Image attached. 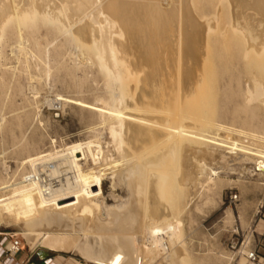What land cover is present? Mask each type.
Returning <instances> with one entry per match:
<instances>
[{
	"label": "bare ground",
	"instance_id": "6f19581e",
	"mask_svg": "<svg viewBox=\"0 0 264 264\" xmlns=\"http://www.w3.org/2000/svg\"><path fill=\"white\" fill-rule=\"evenodd\" d=\"M197 1L0 0V68L1 47L15 41L16 48L12 46L19 52L22 71L30 70L32 57L46 66V77H50L49 48L56 44L53 61L58 70L79 81V90L91 78L94 86L103 83L104 90L97 92L92 103L81 99L80 105L89 108L93 131L105 129L111 138L107 143L97 134L94 140L66 144L60 150L55 147L49 153L27 154L20 166L23 171H28V166L30 172L20 181L12 182L0 173V220L10 219L32 247L73 252L88 264H157L169 248L171 256L183 254L180 216L189 206L186 196L193 188H217L213 177L221 173L209 166L216 158L230 171L235 170L232 161L253 163L256 176L264 180V120H250V127H261L259 133L216 122L212 127L205 115L194 120L190 116L194 112L190 107L194 106L195 116L206 106V100L195 98L202 87L205 90L216 73H225L209 51L210 38L229 33L241 39L238 65L243 76L226 78L214 95L220 93L227 99L232 93L228 87L236 81L245 107L260 105L264 111V0H200L201 17ZM164 4L169 5L167 9ZM222 16L227 17L223 30ZM70 49L75 66L67 69L63 59ZM16 80L15 74H0V98ZM203 97L209 101L208 95ZM191 99V103H199L190 106ZM214 130L229 136L221 137ZM163 142L164 151L151 155ZM210 144L228 151L225 155L215 152ZM39 163L54 165L49 173L53 178L62 177L58 187L27 182V175L35 173ZM171 163L177 165L176 170ZM172 167V173L164 172ZM162 170L165 176H158ZM203 176L207 177L205 184ZM109 178L112 190L119 188L128 197L109 195L113 206L108 205L104 193ZM117 217L122 225L116 235L102 241L104 233L98 224L110 228ZM249 242L250 238L243 251Z\"/></svg>",
	"mask_w": 264,
	"mask_h": 264
},
{
	"label": "rangeland",
	"instance_id": "374dc122",
	"mask_svg": "<svg viewBox=\"0 0 264 264\" xmlns=\"http://www.w3.org/2000/svg\"><path fill=\"white\" fill-rule=\"evenodd\" d=\"M197 2L198 4L196 11L198 13V17H201L203 13L202 4L200 0ZM215 3L218 2L216 1ZM168 6V4H164L162 7L163 9H167ZM226 23L227 17L222 16L220 22L221 30L226 27ZM210 39L212 41V45L209 46V51L211 49L210 53L217 61L220 62V68H222V71L225 73L223 75L221 72L216 73L213 79L208 80L207 86H204L205 90H203L202 87V95H197L195 98L201 99L199 102L206 100V106L201 109V111L198 109V114H195V116L192 115L195 113V110H191V108L194 106L190 107V112L192 113L194 111L192 114L190 113V116H192L193 119L194 117L199 118L205 115V119L212 123V127L216 122L233 129L236 128V130L250 132L253 128V131L262 133L263 130L261 127H250V120L259 119L261 122H263L264 111L260 109V105H252L249 108L245 107V100H243L244 97L241 98L242 96L241 93L238 92L239 86L236 81L229 85L231 87H228V89L229 91L231 90L232 93L229 94L230 97H227V99L220 93H218L219 96L217 97L214 95L222 87V82L226 78L237 80L240 75L243 76V70L242 68H239L238 65L241 61V59L238 57L240 49L239 42H241V39L234 37L232 33H229L226 37L220 38L219 36H214ZM13 42L14 45L11 41L5 44V47H1L4 53L1 58V64L3 67L0 68V74L5 72L8 76L15 74L17 77V80L11 85L12 88L6 89L5 93L2 95V98H0L1 175L6 179H12V182L20 179L23 174L28 173V171L30 172L28 166L26 167V170L28 171L22 170V167L20 166L21 160L25 158L27 154H31L36 151L49 153L52 149H55V147L60 150V147L66 144L70 145L71 143H81L94 140L95 138L93 137L97 134H99L97 135L99 137L101 134L104 140H107V143H110L111 138L108 136V132L105 131V129L93 131L95 125L92 120L90 110L89 108H84L80 105L81 99L92 103L97 92L104 90V86H102L103 83L94 86L95 83L91 78L88 83L83 85V90H79L77 87L79 81L71 76L69 72L66 71V73L63 71L62 73V70H58V64L53 61V52L56 44L49 48L51 53L49 67L51 68L53 66L51 68L52 76L46 77V66L41 64L39 65L37 62L35 63L37 60L34 59L35 61H33L32 57H30V70L28 72H23V66L21 64L19 65L18 62L19 52L17 49H14V47L16 48V43L15 41ZM70 50L71 51H69V54H67L68 56L66 55V57L63 59V61L66 60V62H63V65L66 64L65 67L67 66V69L73 65L75 66L74 59L71 57L73 54V49ZM5 54L8 57H6ZM6 61L10 64H8ZM15 61H17V64ZM35 64L38 65L35 66ZM223 65L226 67L223 68ZM19 67H21V69ZM77 75L78 77L83 76L81 72H79ZM68 77L69 79L71 77V80L67 79ZM176 79H180L179 75L176 77ZM244 80L245 79L243 77L242 81ZM89 84L90 86H88ZM18 86L19 91L17 92L15 89ZM203 95H208L209 101L208 98L205 99L206 97H203ZM192 100L193 99L189 100L190 106L193 104L191 103ZM199 102L198 100L195 101V103ZM176 110H178V112L183 111L179 108ZM213 133L221 134V137L229 136L225 133H223V135L216 130H214ZM22 139L24 141L26 139V142H24ZM53 141L56 142V144H53ZM24 143L29 144L30 147L29 145L26 146ZM24 145L26 148L23 149L22 146ZM31 147L32 150H30ZM20 148L22 149V152H20ZM165 148L166 143H160L156 146V148H154L152 151L153 153L151 152V155H157L164 151ZM209 148L224 155L228 151V148H219L217 146H212L211 144ZM214 148H216V150ZM157 149L159 150L157 151ZM239 151L240 157H243L245 155L244 152L241 150ZM79 157L82 158L81 155H79ZM218 158H216L217 160L211 162L209 165L211 168H213V170L221 173L218 177H213L217 180V188L211 191L204 190L201 187H197L195 189L193 188L189 190L186 196V203H188L189 206L183 215L180 216V219L183 223L181 228V247L183 254L180 256L178 255V257L171 256L170 253L172 251L169 248V250L166 252L167 254L161 256L157 261V264H250L246 258V254L252 249H257L261 259L260 261L264 260V186L260 184L259 179L261 178L256 176L255 165L253 163H240L241 159L232 161L231 165H233L235 170L230 171L225 169L224 163L220 158ZM172 165L176 170L177 165ZM163 171L164 170H162V172H157L156 174L159 176V174L164 172L169 173L171 171L172 173L174 168H167L164 172ZM165 173L161 174L160 176H165ZM205 176H203L201 179L204 184L207 178ZM261 181L264 180L261 179ZM172 182L173 181L171 180L170 185H173ZM111 183L112 181L110 178L105 181L104 193L107 198L108 205L113 206L115 205L114 200L109 195L114 193L115 196L126 199L127 193L123 190H120L119 188H117L115 192L112 190ZM169 192H167L168 197ZM234 196L238 197L237 201L231 200V197ZM167 204L169 205V203ZM118 217L114 220L113 225H111L112 227L110 228L108 225L105 226L100 223L98 224L101 234L104 233L102 235V241L112 238L114 235L111 234H115L119 230L122 222H119L121 219L118 220ZM3 222L0 220V225L1 223L3 224L0 226V243L4 239H7V242H5V244H7L5 248L7 249L10 245L8 243H11L12 241V239L10 240V237H16L22 243L21 248L23 251L29 250L30 248L27 243V239L17 233V229L10 223V219H4ZM113 227L117 228L114 229ZM107 228L108 231H110L109 233L106 230ZM113 230L115 231L114 233ZM108 234H110V236H108ZM246 238H250V242L247 244V246H249H246L245 251H243L242 244L246 243ZM164 239L166 240L165 236ZM231 242L239 243L236 251L231 250L228 247L229 243ZM103 245L105 246V244ZM238 251L243 252L241 253ZM67 255L72 256L70 254ZM17 256H14V258ZM84 263L88 264L86 261H84ZM259 264H264V262Z\"/></svg>",
	"mask_w": 264,
	"mask_h": 264
},
{
	"label": "built area",
	"instance_id": "2783aa9c",
	"mask_svg": "<svg viewBox=\"0 0 264 264\" xmlns=\"http://www.w3.org/2000/svg\"><path fill=\"white\" fill-rule=\"evenodd\" d=\"M54 168V165H48V164H38V170L33 174H28L26 180L27 182H37L42 187H51L55 188L58 187V185L61 184L62 177L59 178H53L50 176L51 169ZM231 200L237 201L238 197L234 196L231 197ZM22 243L16 238L13 237L12 241L9 245V248H7V253L10 258H14V256H17L18 254L23 252V249L21 248ZM239 246V243L231 242L229 243L228 247L231 250L236 251ZM243 247V244H242ZM246 258L250 264H259L260 263V256L257 251V249H252L249 251V253L246 254Z\"/></svg>",
	"mask_w": 264,
	"mask_h": 264
},
{
	"label": "crops",
	"instance_id": "0c3cea01",
	"mask_svg": "<svg viewBox=\"0 0 264 264\" xmlns=\"http://www.w3.org/2000/svg\"><path fill=\"white\" fill-rule=\"evenodd\" d=\"M12 238L10 237V240ZM5 242H7V239H4L1 243H0V264H86L84 263L85 259L78 255L75 254L73 252H63V251H58V250H54V249H48L42 246H34V247H30V243H28L29 245V250H24L22 253H20L16 258H10L8 253H7V249L5 248V246L7 244H5ZM10 244V242L8 243ZM45 248L51 251H55L57 254L55 255L54 258L49 259V260H42L40 257H38L35 253L36 250L38 248ZM35 248V249H34ZM67 254H70L72 256H68ZM84 260V261H82Z\"/></svg>",
	"mask_w": 264,
	"mask_h": 264
},
{
	"label": "water",
	"instance_id": "95a60500",
	"mask_svg": "<svg viewBox=\"0 0 264 264\" xmlns=\"http://www.w3.org/2000/svg\"><path fill=\"white\" fill-rule=\"evenodd\" d=\"M38 257H40L42 260H49L55 257L57 254L56 252H53L51 250L45 249V248H38L35 253Z\"/></svg>",
	"mask_w": 264,
	"mask_h": 264
}]
</instances>
